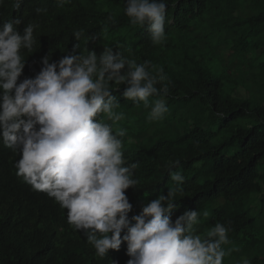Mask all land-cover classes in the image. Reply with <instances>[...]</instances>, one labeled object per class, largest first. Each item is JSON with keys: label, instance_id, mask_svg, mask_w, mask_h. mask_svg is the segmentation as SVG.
Wrapping results in <instances>:
<instances>
[{"label": "trees", "instance_id": "1", "mask_svg": "<svg viewBox=\"0 0 264 264\" xmlns=\"http://www.w3.org/2000/svg\"><path fill=\"white\" fill-rule=\"evenodd\" d=\"M16 2L0 0V27L20 19L23 35L28 23L39 26L33 51L23 53L26 65L18 83L34 78L46 55L58 61L78 44L77 54L86 55L87 49L99 56L111 47L137 63L149 61L153 74L162 68L167 107H186L195 118L184 132L150 145L139 141L145 134L140 126L122 138L127 163L139 165L134 171L139 183L126 190L133 205L129 220L143 203L174 188L170 174L179 171L185 177L183 195L176 197L172 219L196 209L205 218L197 234L222 223L230 229L225 248L236 246L240 250L232 253L264 264L259 256L264 251V0H165L166 40L160 45L152 44L147 25L129 22L126 0H70L63 7L57 0H20L18 9ZM78 30L84 34L77 41ZM112 87L118 112L144 107L123 98L125 85ZM98 119L119 129L106 117ZM216 128L226 134L217 144ZM234 146L231 156L221 152ZM20 158L19 150L0 140V264H127L125 243L119 251L96 255L83 230L68 223L67 210L17 175Z\"/></svg>", "mask_w": 264, "mask_h": 264}, {"label": "clouds", "instance_id": "2", "mask_svg": "<svg viewBox=\"0 0 264 264\" xmlns=\"http://www.w3.org/2000/svg\"><path fill=\"white\" fill-rule=\"evenodd\" d=\"M57 3L63 7L70 0ZM167 7L165 0H126L124 12L133 26L147 25L152 44L160 45L166 40ZM20 23L10 20L0 27V140L21 153L17 175L66 209L68 223L83 230L100 257L109 250L119 251L122 243L130 257L127 264H223L226 256L238 252L236 246L225 248L231 243L230 229L222 223L205 235L197 234L196 209L172 219L176 197L183 195L185 177L179 171L170 174L174 188L143 203L140 214L129 220L133 205L126 190L139 183L134 178L139 165L128 164L124 157L126 130L114 132L98 117L113 124L124 119L117 111L121 105L112 85L117 86L115 91L125 85V100L142 102L150 109V121L164 119L169 89L163 69L153 74L149 61L137 63L111 47H104L99 56L87 49L86 55L77 54V44L58 61L44 56L35 77L18 83L26 65L23 53L33 51L39 27L28 23L21 35ZM83 34L78 30L73 36L78 41ZM238 264L251 261L242 258Z\"/></svg>", "mask_w": 264, "mask_h": 264}, {"label": "rangeland", "instance_id": "3", "mask_svg": "<svg viewBox=\"0 0 264 264\" xmlns=\"http://www.w3.org/2000/svg\"><path fill=\"white\" fill-rule=\"evenodd\" d=\"M195 52H192L191 56H194ZM244 93V90L242 89ZM143 107V106H142ZM193 106H189V111L191 114H195L192 110ZM144 108V107H143ZM143 108H134L130 113H126L124 115V119L116 122L115 124L119 127V129H125L126 133L131 131H137L140 126L142 129H145V134L142 138H139V141H142L148 145L156 142L161 138H174L177 134L184 132L189 126L194 123L195 119L189 118L188 110L186 107L180 109V106H171L169 108V112L166 114L165 118L157 121H150L148 119V114L150 109ZM180 109V110H179ZM134 115V116H131ZM188 120V121H187ZM187 121V122H186ZM186 122V123H185ZM139 123L138 126L131 127V124ZM142 129L140 131H142ZM213 132L217 133L214 143L217 144L221 142L222 138L226 136L223 130L218 131V128ZM134 148V147H133ZM237 150V146L233 148H227L221 150V152L226 156H231ZM219 205V201L215 202L212 206L217 207ZM200 220L204 221V217H199ZM261 258H264V251L259 255ZM247 254L240 253L234 254L232 253L230 256H226L224 258L223 264H238L242 258H246Z\"/></svg>", "mask_w": 264, "mask_h": 264}]
</instances>
